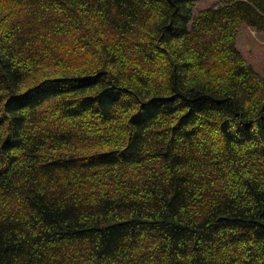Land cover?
I'll return each mask as SVG.
<instances>
[{
	"label": "trees",
	"instance_id": "1",
	"mask_svg": "<svg viewBox=\"0 0 264 264\" xmlns=\"http://www.w3.org/2000/svg\"><path fill=\"white\" fill-rule=\"evenodd\" d=\"M0 0V264H264V0Z\"/></svg>",
	"mask_w": 264,
	"mask_h": 264
},
{
	"label": "rangeland",
	"instance_id": "2",
	"mask_svg": "<svg viewBox=\"0 0 264 264\" xmlns=\"http://www.w3.org/2000/svg\"><path fill=\"white\" fill-rule=\"evenodd\" d=\"M224 0H198L196 9L211 7ZM237 46L257 72L264 73V31L242 24L237 36Z\"/></svg>",
	"mask_w": 264,
	"mask_h": 264
}]
</instances>
